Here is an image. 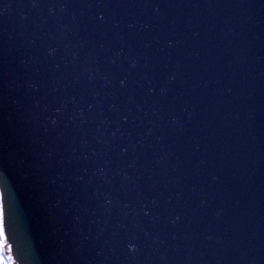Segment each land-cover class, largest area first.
Returning a JSON list of instances; mask_svg holds the SVG:
<instances>
[{"label":"water","instance_id":"obj_1","mask_svg":"<svg viewBox=\"0 0 264 264\" xmlns=\"http://www.w3.org/2000/svg\"><path fill=\"white\" fill-rule=\"evenodd\" d=\"M0 202L15 264H264V0H0Z\"/></svg>","mask_w":264,"mask_h":264},{"label":"snow or ice","instance_id":"obj_2","mask_svg":"<svg viewBox=\"0 0 264 264\" xmlns=\"http://www.w3.org/2000/svg\"><path fill=\"white\" fill-rule=\"evenodd\" d=\"M3 216H4V209L3 204L0 202V240L3 239ZM6 241L0 243V248H7ZM0 264H15L14 260L11 257L5 259L2 255H0Z\"/></svg>","mask_w":264,"mask_h":264},{"label":"rangeland","instance_id":"obj_3","mask_svg":"<svg viewBox=\"0 0 264 264\" xmlns=\"http://www.w3.org/2000/svg\"><path fill=\"white\" fill-rule=\"evenodd\" d=\"M0 255H2L1 248H0ZM3 256V255H2Z\"/></svg>","mask_w":264,"mask_h":264}]
</instances>
